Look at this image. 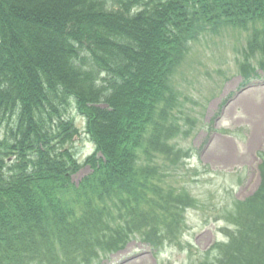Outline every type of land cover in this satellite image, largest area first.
I'll list each match as a JSON object with an SVG mask.
<instances>
[{
    "label": "trees",
    "instance_id": "16d2710c",
    "mask_svg": "<svg viewBox=\"0 0 264 264\" xmlns=\"http://www.w3.org/2000/svg\"><path fill=\"white\" fill-rule=\"evenodd\" d=\"M222 19L264 23V0H0V264H92L135 233L154 247L172 237L158 227L178 225L186 197L162 192L155 162L178 130L169 78ZM252 47L264 68V44ZM71 104L95 146L78 185ZM260 169L229 242L199 264H264Z\"/></svg>",
    "mask_w": 264,
    "mask_h": 264
},
{
    "label": "rangeland",
    "instance_id": "374dc122",
    "mask_svg": "<svg viewBox=\"0 0 264 264\" xmlns=\"http://www.w3.org/2000/svg\"><path fill=\"white\" fill-rule=\"evenodd\" d=\"M250 30L224 27L217 33L201 34L189 45L172 78L175 92H179L178 110L197 121L188 137L177 135L172 142L177 150L192 151V157L185 168L175 171L172 182L164 183L182 184L199 204L183 215L185 228L180 246L168 245L155 252L131 241L124 251L102 258L99 264H192L224 239L220 232L225 225L223 208L249 197L258 187L259 160L257 155L252 156L264 145V70L259 69L258 55L249 57L250 65L259 69V79L243 87L238 65L244 60ZM227 98L229 101L212 124L211 148L200 155L197 150L209 130L208 124ZM69 112L80 132L70 146L82 162L93 152V145L83 132V120L74 110ZM179 117L183 123V117ZM87 173L86 168L81 169L72 182L78 183Z\"/></svg>",
    "mask_w": 264,
    "mask_h": 264
}]
</instances>
